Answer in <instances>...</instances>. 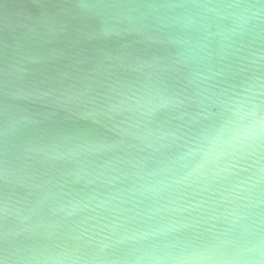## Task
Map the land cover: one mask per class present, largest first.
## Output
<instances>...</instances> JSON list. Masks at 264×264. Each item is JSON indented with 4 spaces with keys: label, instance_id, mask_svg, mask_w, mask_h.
<instances>
[{
    "label": "water",
    "instance_id": "water-1",
    "mask_svg": "<svg viewBox=\"0 0 264 264\" xmlns=\"http://www.w3.org/2000/svg\"><path fill=\"white\" fill-rule=\"evenodd\" d=\"M0 264H264V0H0Z\"/></svg>",
    "mask_w": 264,
    "mask_h": 264
}]
</instances>
